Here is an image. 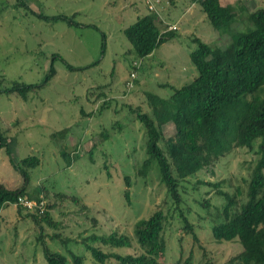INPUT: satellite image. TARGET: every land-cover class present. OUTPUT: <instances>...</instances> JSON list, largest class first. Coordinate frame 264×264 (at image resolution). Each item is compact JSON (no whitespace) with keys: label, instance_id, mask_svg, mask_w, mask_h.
I'll return each instance as SVG.
<instances>
[{"label":"rangeland","instance_id":"374dc122","mask_svg":"<svg viewBox=\"0 0 264 264\" xmlns=\"http://www.w3.org/2000/svg\"><path fill=\"white\" fill-rule=\"evenodd\" d=\"M21 1L28 10L16 0H0V129L9 152L8 157L0 150V184L11 188L21 184L9 160L18 163L36 157L39 164L28 173L27 190L32 195L41 189L38 199L51 224L24 220L12 205L1 209L0 264H45V248L64 254L60 241L81 256L83 264H95L85 252L83 240L91 234L112 232L130 241L128 249L113 252L153 255L158 264H182L187 257L194 264H223L237 256L241 247L236 240L217 242L210 234L211 226L223 219L224 200L216 192L232 194L239 189L235 209L244 200L258 141L252 150L233 148L178 181L180 204L175 208L154 164L145 177L137 174L146 158L144 136L127 107L148 113L146 94L167 98L171 90L160 86L179 88L193 79L196 73L188 58L195 47L192 39L211 47L229 45L251 27L248 14L264 9V0H220L234 14L220 30L204 15L202 19L194 15V21L184 23L181 18L190 12L189 0H150L161 23L173 24L176 30L171 31L174 37L170 41L140 61L130 88L124 83L132 70L130 63L137 59L121 28L126 26L123 18L128 13L142 11V0ZM36 14L64 15L77 25L39 19ZM50 66L49 80L29 91L25 99L4 93L13 82L40 84ZM103 130L105 140L100 135ZM173 132L171 123L161 128L159 146L163 151ZM171 170L175 177L172 165ZM124 177H128V186ZM55 193L75 197L78 205L58 199ZM156 210L164 216L162 231L156 242L142 246L135 231ZM52 235L59 239L51 240ZM67 264H71L69 259ZM105 264L117 263L109 259Z\"/></svg>","mask_w":264,"mask_h":264},{"label":"trees","instance_id":"16d2710c","mask_svg":"<svg viewBox=\"0 0 264 264\" xmlns=\"http://www.w3.org/2000/svg\"><path fill=\"white\" fill-rule=\"evenodd\" d=\"M16 1L21 8L28 10L21 0ZM196 2L200 12L215 30H220L233 20L232 8L221 6L219 0ZM36 17L77 25L70 17L64 15L45 17L36 14ZM247 18L251 27L245 33L237 35L227 46L211 47L199 39H192L195 47L189 52L188 58L196 76L179 88L170 85L160 86L171 90L167 98L146 94L145 105L148 113H142L138 107H127L141 126L144 136L146 158L141 162L137 174L145 177L154 164L159 181L175 208L180 204L178 181L193 176L211 162L228 154L233 148H245L250 151L254 141H258L256 159L247 176L244 200L235 209L236 198L241 196L239 189H235L232 194L219 190L216 192L224 200L220 213L223 219L211 226V237L217 242L236 240L241 247V252L237 256L223 264H264V9L250 12ZM122 34L137 60L147 57L161 44L174 37L173 32L166 31V27L158 28L153 13L138 17L122 30ZM65 66L68 70H74ZM52 73L50 66L48 74L40 84L26 85L13 82L4 93L17 95L23 100L29 91L45 84ZM168 123L172 124L174 132L163 151L159 146L162 139L161 128ZM100 135L104 140L107 138L105 130ZM1 149H4L9 157L7 140L4 131L0 129ZM62 156L65 158L67 155ZM169 161L174 168L175 177L172 175ZM8 162L21 177V184L14 188L0 184V210L12 205L18 217L21 216L35 225L39 222L50 225L46 210L39 214L35 209L32 213L17 205L18 198L39 202L41 189L32 195L28 194L27 190L28 173L38 166V159L29 156L18 163L11 160ZM66 164L70 165L68 158ZM123 182L128 186V177H124ZM205 185L217 186L210 183ZM35 194L37 196L31 199ZM55 196L78 205V199L75 197L62 193H55ZM124 199L128 201L126 192ZM22 210L26 214L20 215L23 213ZM163 219L162 211L156 210L140 228L136 229L135 235L140 245L144 246L158 240ZM185 227L190 229L186 224ZM50 238L59 239L58 235H52ZM60 244L64 254L52 252L47 248L43 250L45 264H67L68 259L71 264H83L81 256L74 254L63 241H60ZM129 247V239L115 232L100 236L91 234L83 240V248L95 264H105L109 259L117 264H158L153 255H119L113 252ZM107 249L110 252L105 253ZM189 258L187 257L182 264H194Z\"/></svg>","mask_w":264,"mask_h":264},{"label":"crops","instance_id":"0c3cea01","mask_svg":"<svg viewBox=\"0 0 264 264\" xmlns=\"http://www.w3.org/2000/svg\"><path fill=\"white\" fill-rule=\"evenodd\" d=\"M190 1V6H189V8H190V12H188V13H184V15L182 16V20L184 21V23H186V24H189V23H191L192 22V20L194 21V19H193V16L194 15H197V19H202V16H203V14L200 12V10H199V6H198V4L197 3H195L194 1H192V0H189ZM196 1V0H195ZM155 3H158V1L157 0H155L154 1ZM152 2L150 1V0H142V13L140 12V11H134V12H132V13H128L127 14V16L125 17L126 19H124L123 18V21L124 22H126V26H124L123 28H121V31L123 30V29H125L127 26H129L130 24H132L138 17H141V16H144V15H146V14H148V13H153L155 16H156V22H157V26H158V28L159 29H163L164 27H166V29H167V27L168 26H170V25H164L163 23H161V21L159 20V17H158V15H157V13L155 12V10H154V8L152 9L153 11H151V12H149L148 11V9H147V5H152V7H153V4H151ZM194 3L196 4V6L194 7L193 5H194ZM219 4H220V0H219ZM196 7H197V9H196ZM192 9H195V11H194V13L192 14V15H190V17H188L187 15L188 14H190L191 13V10ZM198 16H199V18H198ZM193 24H194V22H193ZM173 25V24H172ZM175 26V25H174ZM164 44V43H163ZM163 44H161V45H163ZM160 45V46H161ZM159 46V47H160ZM158 47V48H159ZM157 49V48H156ZM155 49V50H156ZM153 52H154V50H153ZM153 52H152V54H153ZM151 56V54L150 55H148L147 57H150ZM147 57H145V58H147ZM145 58H143V59H145ZM143 59H138L136 62L135 61H132L130 64V67H132L133 66V64H136V68H138V65H139V63H140V61H142ZM131 69V68H130ZM192 70V69H191ZM194 78V77H193ZM167 85V84H166ZM169 85V84H168ZM9 187V186H8ZM9 188H11V186L9 187Z\"/></svg>","mask_w":264,"mask_h":264},{"label":"built area","instance_id":"2783aa9c","mask_svg":"<svg viewBox=\"0 0 264 264\" xmlns=\"http://www.w3.org/2000/svg\"><path fill=\"white\" fill-rule=\"evenodd\" d=\"M147 9L149 12L153 11V7L152 5H147ZM176 27L174 25H170L167 27L166 31H175ZM133 68H136V64H133L132 66ZM135 79V74H134V70H131L128 74V78L125 81L124 85L126 88H130L132 86V82ZM17 205H19L22 209H24L27 212H34V210L36 209L37 213H42L43 211V207H42V202H35L34 200H28L26 198H18L17 200Z\"/></svg>","mask_w":264,"mask_h":264}]
</instances>
